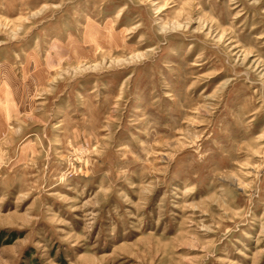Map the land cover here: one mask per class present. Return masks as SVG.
I'll use <instances>...</instances> for the list:
<instances>
[{
  "label": "rangeland",
  "instance_id": "1",
  "mask_svg": "<svg viewBox=\"0 0 264 264\" xmlns=\"http://www.w3.org/2000/svg\"><path fill=\"white\" fill-rule=\"evenodd\" d=\"M0 264H264V0H0Z\"/></svg>",
  "mask_w": 264,
  "mask_h": 264
}]
</instances>
